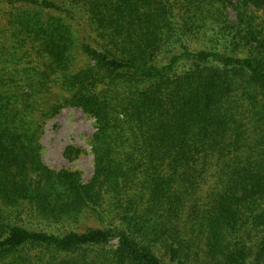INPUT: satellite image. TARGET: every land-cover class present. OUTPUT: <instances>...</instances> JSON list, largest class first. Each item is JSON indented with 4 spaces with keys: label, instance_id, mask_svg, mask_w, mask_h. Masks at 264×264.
<instances>
[{
    "label": "trees",
    "instance_id": "obj_1",
    "mask_svg": "<svg viewBox=\"0 0 264 264\" xmlns=\"http://www.w3.org/2000/svg\"><path fill=\"white\" fill-rule=\"evenodd\" d=\"M0 264H264V0H0Z\"/></svg>",
    "mask_w": 264,
    "mask_h": 264
},
{
    "label": "rangeland",
    "instance_id": "obj_2",
    "mask_svg": "<svg viewBox=\"0 0 264 264\" xmlns=\"http://www.w3.org/2000/svg\"><path fill=\"white\" fill-rule=\"evenodd\" d=\"M94 120L75 108L64 109L56 118L47 122L41 142L44 147L43 161L54 170L81 171L84 181L94 172V159L89 141L95 132ZM67 146L85 151L79 158L69 161L64 156Z\"/></svg>",
    "mask_w": 264,
    "mask_h": 264
}]
</instances>
